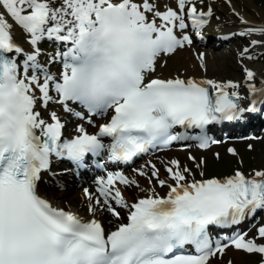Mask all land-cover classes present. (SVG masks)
Segmentation results:
<instances>
[{
	"label": "snow or ice",
	"instance_id": "6c2138e0",
	"mask_svg": "<svg viewBox=\"0 0 264 264\" xmlns=\"http://www.w3.org/2000/svg\"><path fill=\"white\" fill-rule=\"evenodd\" d=\"M225 2L240 26L222 38L248 39L239 51L243 81L153 75L162 55L194 46L191 33L206 38L215 12L205 0H177L163 10L157 0H0V264H212L230 248L264 264V224L254 235L251 228L222 239L210 233L264 210V168L207 175L205 161L189 155L199 179L178 158L161 161L168 174L161 178L149 160L133 170L146 187L106 170L95 191L83 189L88 218L39 191L54 159L80 169L90 155L131 163L175 142L207 149L221 143L208 134L210 125L264 106V78L243 64L256 59L252 48H264V23ZM44 41L57 49L45 53ZM194 54L206 72L207 53ZM50 104L98 130L77 123L66 136L67 120L47 111ZM121 185L145 195L129 201ZM101 211L116 221L111 230L97 218Z\"/></svg>",
	"mask_w": 264,
	"mask_h": 264
},
{
	"label": "bare ground",
	"instance_id": "6f19581e",
	"mask_svg": "<svg viewBox=\"0 0 264 264\" xmlns=\"http://www.w3.org/2000/svg\"><path fill=\"white\" fill-rule=\"evenodd\" d=\"M243 13L249 20L253 21L254 23H256L258 25L261 23H264V21H263L264 19L258 20L261 17L258 12H256L257 19H253L252 16H250L249 14L247 15L244 11H243ZM216 15H220L218 10L216 11ZM230 21L231 22L224 21L223 22L224 26H218L217 25L216 28H218V27L224 28V30L227 32L236 31L239 28V25L235 24L234 20H230ZM215 32L219 33L218 31H215ZM205 35H206L208 41L202 42V40H201V43L194 46L195 49H193L192 52L197 51V50L205 52V50H203V48L208 47L206 50L207 65H208L207 71L206 72L199 71L196 61L194 62L192 59H189L187 56H182L179 58V61L175 65H173V67L171 68V70H174V73L171 74L169 72L168 77L177 74L178 71L181 69H185L183 71V76H196V77L206 76L207 78H212V79H217V80L232 79V80H236V81H241L243 79V75L242 74L240 75L241 68H239L237 65H234L232 63V55L231 54L229 55L228 53H225V52L219 54L218 50L215 48L216 45L214 48L209 47V45H207V44H209V42L211 40V38H210L211 32L209 34L206 33ZM235 40H236V38L233 37L230 42H235ZM257 51L262 52V51H264V48H258ZM233 55L236 56L235 52L233 53ZM248 65L250 68L254 69L257 72L258 77L264 78V63H259V64L248 63ZM241 90H242V88H241ZM242 93H245V92H242ZM59 179L61 180V177H59ZM72 183L73 182H69L68 186H70V188L72 190H76L77 188L73 187ZM145 187H146V185H145ZM68 195H70V192H64L63 193V192L53 191L52 193L46 194V196H49L51 198L54 205H57V206H59L61 204L62 200L67 198ZM127 197H129V196L127 195ZM76 198H77L79 205H85L86 203H88L87 199L85 198L84 195L81 196L78 193ZM79 205L75 206L74 210L76 212H86ZM104 217H105L104 211H101L97 215L98 219H103ZM227 256L230 259H232L233 264H237V263H240L242 261V255L239 254V252H232V253H229Z\"/></svg>",
	"mask_w": 264,
	"mask_h": 264
},
{
	"label": "rangeland",
	"instance_id": "374dc122",
	"mask_svg": "<svg viewBox=\"0 0 264 264\" xmlns=\"http://www.w3.org/2000/svg\"><path fill=\"white\" fill-rule=\"evenodd\" d=\"M240 1H241V0H240ZM242 2L245 3V5L248 6V7H251V6H252V5H251V2H250L249 0H247V1H242ZM239 7H240V5H239ZM256 9H257V8H256ZM258 9H259V8H258ZM259 11H260V16H261V15L264 16V9H262V10L259 9ZM250 12H251L252 14H254V17L257 19L255 11L253 12V11L250 9ZM258 13H259V12H258ZM186 53H188V50L185 51V52H183V53H181V54H185V55H187ZM232 63H233L234 65H237V64H236V61H235V59H234V57L232 58ZM184 70H185V69H181V70H179V73L182 72V71H184ZM165 74H166V73H165ZM250 154H251V156H249L250 159L248 160V163L246 164L245 170H246V171H250V172H252L253 169L264 168V141L255 144V146H254V150H253ZM250 154H248V155H250ZM225 158H227L228 160H230V161H228V162H230L231 165H232V163H234V161H235V158H228V157H225ZM210 159H211V158H210ZM219 169H220V170H219ZM219 169L216 168V170L214 171V173H215L216 175H219V172H221V169H222V168H219ZM210 174H211V173H210ZM63 203H64V202H63ZM63 206L66 207L65 204H63ZM239 264H246V263H245V261H242V262H240ZM247 264H251V263H247Z\"/></svg>",
	"mask_w": 264,
	"mask_h": 264
}]
</instances>
